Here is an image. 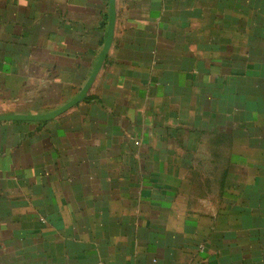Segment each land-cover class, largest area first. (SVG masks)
Segmentation results:
<instances>
[{
    "label": "crops",
    "instance_id": "1",
    "mask_svg": "<svg viewBox=\"0 0 264 264\" xmlns=\"http://www.w3.org/2000/svg\"><path fill=\"white\" fill-rule=\"evenodd\" d=\"M115 2L0 121V264H264V0ZM109 16L0 0V116Z\"/></svg>",
    "mask_w": 264,
    "mask_h": 264
},
{
    "label": "water",
    "instance_id": "2",
    "mask_svg": "<svg viewBox=\"0 0 264 264\" xmlns=\"http://www.w3.org/2000/svg\"><path fill=\"white\" fill-rule=\"evenodd\" d=\"M115 20H116V2L115 0H110V16H109V29H108V35L105 40L100 58L97 62V65L94 69V72L92 73V76L90 80L88 81L87 85L83 88V90L80 92V94L74 98L72 101L67 103L62 108H59L58 110H55L54 112H51L49 114H43V115H11V116H0V121H11V120H24V121H49L52 119H55L56 117L60 116L61 114L65 113L70 108L74 107L83 99L86 97L88 92L90 91L92 84L97 77L100 69L102 68V65L107 57L108 51L110 49L113 35H114V28H115Z\"/></svg>",
    "mask_w": 264,
    "mask_h": 264
}]
</instances>
